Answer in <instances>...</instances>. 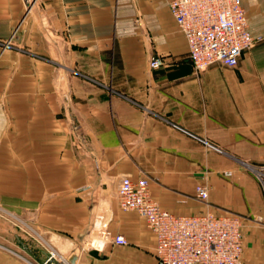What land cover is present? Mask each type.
Segmentation results:
<instances>
[{
	"label": "crops",
	"instance_id": "0c3cea01",
	"mask_svg": "<svg viewBox=\"0 0 264 264\" xmlns=\"http://www.w3.org/2000/svg\"><path fill=\"white\" fill-rule=\"evenodd\" d=\"M169 1L0 0V264H156L125 177L174 215L241 216L242 264H264V0H242L239 66L203 72Z\"/></svg>",
	"mask_w": 264,
	"mask_h": 264
},
{
	"label": "built area",
	"instance_id": "2783aa9c",
	"mask_svg": "<svg viewBox=\"0 0 264 264\" xmlns=\"http://www.w3.org/2000/svg\"><path fill=\"white\" fill-rule=\"evenodd\" d=\"M169 9L185 36L189 56L197 72L214 65L237 68L244 53L252 50V35L242 0H170ZM163 65L161 58L150 62L153 69ZM264 190V165L250 166ZM210 188H196L199 201L209 202ZM121 210L136 212L156 237V264H242L244 254L243 219L236 214L212 212L196 216H177L164 210L154 200L147 178L138 181L125 177L117 191ZM101 218L93 230L101 232ZM118 245L128 242L122 235L112 238ZM93 247L101 249L102 242ZM55 258V254H51Z\"/></svg>",
	"mask_w": 264,
	"mask_h": 264
},
{
	"label": "water",
	"instance_id": "95a60500",
	"mask_svg": "<svg viewBox=\"0 0 264 264\" xmlns=\"http://www.w3.org/2000/svg\"><path fill=\"white\" fill-rule=\"evenodd\" d=\"M55 260L53 258L49 259V261L46 264H54Z\"/></svg>",
	"mask_w": 264,
	"mask_h": 264
},
{
	"label": "rangeland",
	"instance_id": "374dc122",
	"mask_svg": "<svg viewBox=\"0 0 264 264\" xmlns=\"http://www.w3.org/2000/svg\"><path fill=\"white\" fill-rule=\"evenodd\" d=\"M258 166H263V165H258ZM248 169V168H247ZM252 172V171H251ZM255 176V175H254ZM257 179V178H256ZM262 190H263V188H262ZM263 192H264V190H263Z\"/></svg>",
	"mask_w": 264,
	"mask_h": 264
},
{
	"label": "bare ground",
	"instance_id": "6f19581e",
	"mask_svg": "<svg viewBox=\"0 0 264 264\" xmlns=\"http://www.w3.org/2000/svg\"><path fill=\"white\" fill-rule=\"evenodd\" d=\"M55 262H56V258H54Z\"/></svg>",
	"mask_w": 264,
	"mask_h": 264
}]
</instances>
